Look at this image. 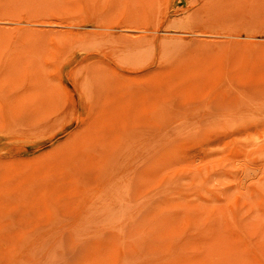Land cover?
I'll return each instance as SVG.
<instances>
[{
  "label": "rangeland",
  "instance_id": "1",
  "mask_svg": "<svg viewBox=\"0 0 264 264\" xmlns=\"http://www.w3.org/2000/svg\"><path fill=\"white\" fill-rule=\"evenodd\" d=\"M0 264H264V0H0Z\"/></svg>",
  "mask_w": 264,
  "mask_h": 264
},
{
  "label": "bare ground",
  "instance_id": "2",
  "mask_svg": "<svg viewBox=\"0 0 264 264\" xmlns=\"http://www.w3.org/2000/svg\"><path fill=\"white\" fill-rule=\"evenodd\" d=\"M235 161H238V160H235Z\"/></svg>",
  "mask_w": 264,
  "mask_h": 264
}]
</instances>
